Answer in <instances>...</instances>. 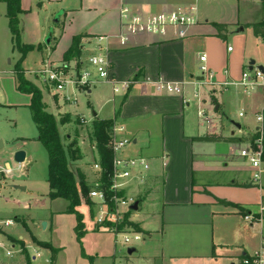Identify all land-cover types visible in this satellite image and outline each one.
Wrapping results in <instances>:
<instances>
[{"label": "crops", "instance_id": "crops-1", "mask_svg": "<svg viewBox=\"0 0 264 264\" xmlns=\"http://www.w3.org/2000/svg\"><path fill=\"white\" fill-rule=\"evenodd\" d=\"M38 5L48 9L40 56L47 51L46 60L58 65L72 38L82 35L81 63L94 53L102 54L110 64L113 78L137 82L126 94H113L109 85H99L84 94L68 90L65 95L69 100L51 98L53 95L48 94L50 90L44 84L43 89L39 88L42 97L46 94L51 101L53 112L49 101L43 98L49 113L57 120L69 116L70 123L58 127L59 134L67 143L76 140L81 158L68 162L84 176L88 186L98 179L93 169L97 156L87 147L81 119L87 121L89 132L95 119L117 122L124 128L122 136L133 140L123 156H141L150 163L147 182L150 192L145 195L133 183L126 189L140 200L138 210L143 205L131 215V220L144 238L133 244L130 249L134 252L122 259L117 258L121 251L113 244L107 256L110 264H241L243 258L252 257L264 241V222H249L244 216L258 214L264 201V174L254 183V170L239 152L256 136L255 116L264 110V91H250L237 84L245 70L264 68V44L251 28L262 20L260 0H46ZM123 7L143 14L194 8L196 24L183 39H173V31H169L164 39L140 36L121 46L117 35L119 11ZM22 11L19 25L26 14ZM215 25L226 27L221 33L224 39L219 37ZM62 43L61 58L53 59L54 50ZM201 56L206 58L204 63L199 60ZM203 65L216 82L231 85L200 88L194 84L201 80L199 68ZM12 69L2 72L14 77ZM158 80L181 84V93L157 92L153 82ZM14 85L16 89L15 80ZM82 94L87 99L84 110L78 107ZM28 104L29 97L27 102L15 106L0 100V110ZM201 110L207 121L198 117ZM204 136L238 141H193ZM0 141V161L4 160L0 168L6 166L12 171L5 160L12 161L18 150L9 147L3 152L6 142L2 137ZM26 158L25 153L24 162ZM22 186L23 192L16 188ZM13 188L22 193L27 190L25 185ZM90 210L93 219V207ZM55 214L50 219L40 218V225L45 222V229L51 230ZM32 218L25 219L32 222ZM94 230L99 231L95 225ZM21 233L18 231L16 235L18 242L23 243ZM38 241L56 250L52 242ZM42 250L49 253L50 264V251L40 246L32 252V263L41 258ZM34 254L39 255L35 260ZM4 257L7 258L5 254ZM11 258L13 255L7 259ZM57 262L58 251L54 264Z\"/></svg>", "mask_w": 264, "mask_h": 264}, {"label": "rangeland", "instance_id": "rangeland-1", "mask_svg": "<svg viewBox=\"0 0 264 264\" xmlns=\"http://www.w3.org/2000/svg\"><path fill=\"white\" fill-rule=\"evenodd\" d=\"M45 1L20 0L21 8L26 11L19 25L20 43L21 45L29 44L33 47V50L24 57L21 68L27 69L25 71L22 68L25 71V77L41 89H43L42 82L36 81L27 72L39 69L46 61L47 51L42 56L38 53V47H43L42 29L48 26V24L46 26L44 24L48 9L38 4ZM62 48L63 43L54 50L53 59L61 58ZM20 57L21 55L14 48L11 40L4 5L0 4V100L7 105H22L28 101L27 96L16 91L15 78L12 73L2 72L13 68ZM50 64H53L52 61ZM56 66L70 73L75 64L72 61L65 62L62 60ZM68 90L84 94L83 90L76 91L72 88L65 89L61 93V96H65V99L58 98L54 95V92L50 93L49 91L48 94L50 96L52 94L51 98L57 100H69L65 95ZM83 94L78 98V107L82 110L87 108V99ZM43 98L46 102L49 101V109L53 112L49 97L44 94ZM61 131L63 132L62 136H64L65 130L62 129ZM70 133L73 135V132L67 134ZM0 137L6 142L3 152L12 147L13 151H23L27 154V158L22 164H17L13 160H5L12 169L10 175H6V171L4 172V170H9L6 166L0 168V241L5 246L19 243V245H16L11 259L5 258L4 251L0 250V264H31L32 252L41 243L38 240L52 242L53 247L58 251L57 264H110L111 261L107 256L110 255L113 244L116 245V249L121 251V255H116L118 259H122V256L127 255L126 249L120 247L119 239L114 242V238L109 232L94 230L95 222L91 217L92 209L90 210L89 205L83 201L80 193V204L75 208V213L81 216L85 231L80 238H77L75 232L76 214L67 212V201L62 199L53 201L48 198V185L46 182L47 155L37 141V130L27 107L17 106L0 110ZM85 142L88 149H90V141L85 140ZM70 143L65 140L62 141L67 160H70L68 153ZM90 151L92 152L91 149ZM3 161H0V165H3ZM16 185L27 186L26 192L17 191L13 188ZM141 190L143 193L145 192V195L150 192L147 185ZM141 207L143 205L140 206L139 210ZM21 213L33 217L32 222H27L25 219L30 216H16ZM52 213H56L52 215V229L50 230L48 227L43 230L42 224L40 225L42 221L40 218L50 219ZM6 221H11L13 224L7 226ZM18 231L22 232L23 243L17 240L16 234ZM21 246L26 250L28 258L22 252ZM48 260L49 253L42 250L41 258L36 259L32 264H48Z\"/></svg>", "mask_w": 264, "mask_h": 264}, {"label": "built area", "instance_id": "built-area-1", "mask_svg": "<svg viewBox=\"0 0 264 264\" xmlns=\"http://www.w3.org/2000/svg\"><path fill=\"white\" fill-rule=\"evenodd\" d=\"M119 33L117 39L121 46L129 44L130 40L135 37L147 36L152 38L164 39L169 31H173V39H183L186 37L187 30L196 24L195 9H178L170 12L157 14H143L128 7H123L119 11ZM230 52L231 48H227ZM205 56L200 57V62H205ZM49 60L44 61L39 69L27 72L36 81H41L48 89L54 92L58 98L65 99L61 93L68 88L76 91L91 90L99 85H109L113 94H126L130 86L136 84V80L118 81L111 75V67L107 58L102 54H94L80 61L81 66L77 69L74 67L67 73L59 66L50 64ZM201 80L194 83L201 87H226L231 83H218L213 79V74L203 65L199 68ZM239 86L247 90L261 89L264 91V73L257 69L252 72L245 70L238 82ZM153 86L157 92H165L168 94H180L181 84L168 83L158 80L153 82ZM67 98V97H66ZM68 99V98H67ZM198 117L204 121L208 118L204 111L198 112ZM255 121L257 136L247 148L239 152V156L246 159L251 168L254 170L252 181L258 182L264 174L262 166L263 140H264V110L256 114ZM80 127L84 132L86 140H89V146L95 151V144L91 140V131H87V121L80 120ZM124 128L117 122H113L108 131V147L113 153L112 160V176L111 185L109 187L110 196H107L103 190L98 189L97 181L89 190L86 197H82L83 201L91 203L94 215L93 220L99 231L109 232L115 239H119L120 247L130 249L133 244L143 240V235L136 230L131 224V215L136 211L130 208L137 203L139 207L137 195L126 192L129 184L133 183L141 189L147 185L148 173L150 171V163L141 156L124 157L123 154L127 148L133 144L132 138L123 137ZM94 171L98 174L101 172L98 163L93 164ZM6 171V175L11 174V170ZM123 192L122 196L117 195ZM126 214H129L125 219ZM246 221L254 223L264 222V201L259 205V211L256 216H244ZM7 226L12 225L11 221H6ZM135 225V224H134ZM14 246H5L0 241V250L4 251L6 257H11L14 252ZM38 254H34V260L38 258ZM241 264H264V241L261 243L259 250L252 256L243 258Z\"/></svg>", "mask_w": 264, "mask_h": 264}, {"label": "trees", "instance_id": "trees-1", "mask_svg": "<svg viewBox=\"0 0 264 264\" xmlns=\"http://www.w3.org/2000/svg\"><path fill=\"white\" fill-rule=\"evenodd\" d=\"M261 2L262 20L261 22L251 25L253 35L261 39L264 44V0ZM0 3L5 4V17L7 19V27L11 35V40L14 48L18 50L21 57L13 67V74L16 82V91L20 94L29 97V104L27 108L30 111L31 119L37 130V141L45 150L47 155V178L48 184V198L50 200L62 199L67 201L69 213H75V208L79 206V193L82 197H86L89 190L93 186H88L84 182V176L75 172L71 164H69L65 156V148L62 144V139L59 134L58 127L70 123L69 116H63L57 120L51 113L47 111V106L43 102L41 90L31 81L26 79L25 71L21 68L22 61L26 54L33 50L32 46L21 45L20 43V28H19V15L23 14L21 9L20 0H0ZM219 32V37L224 39L221 35L225 32L226 27L222 25H215ZM84 36L78 35L72 38L71 45L68 50L63 54L62 60L65 62L73 61L75 67L78 69L80 64L81 53V39ZM41 50V47H38ZM112 121L93 120L91 123V140L95 144V151L97 156V163L100 166L101 172L97 179L98 189L103 190L107 196H110L109 187L111 185L112 176V160L113 153L108 147V131L112 126ZM257 136L252 138L251 141L256 139ZM194 142H231L238 141L236 139H223L216 136H204L194 138ZM264 141V140H263ZM68 153L71 162H75L81 158L80 150L77 147L76 140L72 141L68 147ZM261 161L264 162V142L263 154ZM249 187V186H248ZM117 195L122 196L123 192ZM140 204V200L138 201ZM223 205H231L224 201H218ZM86 203L91 207V203L86 200ZM243 215L247 213L240 210ZM129 214H126L125 219ZM75 232L77 238L85 233L81 216L76 214ZM136 230L140 231L137 225L131 224ZM39 246L48 249L51 253L50 264H54L56 259L57 250L53 249L48 243H39ZM22 247V246H21ZM22 252L28 258L27 252L22 247ZM246 258V257H245Z\"/></svg>", "mask_w": 264, "mask_h": 264}, {"label": "water", "instance_id": "water-1", "mask_svg": "<svg viewBox=\"0 0 264 264\" xmlns=\"http://www.w3.org/2000/svg\"><path fill=\"white\" fill-rule=\"evenodd\" d=\"M49 41H50V35L47 37L45 43L46 44H49ZM250 69H252V67L254 66V62L251 61L250 64ZM256 69L258 71H260L261 73H264V68L262 66H257ZM2 148V142L0 141V149ZM24 159H25V153L23 151H18L16 152L14 155H13V161L17 164H21L24 162ZM17 189H19L20 191H24L25 189L23 187H16ZM132 211H136L138 208H137V203H135L131 208H130ZM46 227V223L43 222L42 223V228L45 229ZM134 250L133 249H128L127 250V254L130 255L131 253H133Z\"/></svg>", "mask_w": 264, "mask_h": 264}]
</instances>
